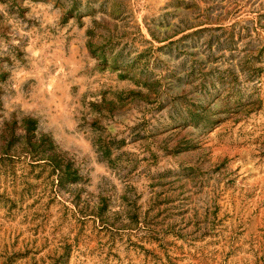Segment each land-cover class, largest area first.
Returning <instances> with one entry per match:
<instances>
[{
  "label": "rangeland",
  "instance_id": "rangeland-1",
  "mask_svg": "<svg viewBox=\"0 0 264 264\" xmlns=\"http://www.w3.org/2000/svg\"><path fill=\"white\" fill-rule=\"evenodd\" d=\"M0 264H264V0H0Z\"/></svg>",
  "mask_w": 264,
  "mask_h": 264
}]
</instances>
